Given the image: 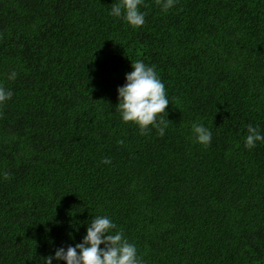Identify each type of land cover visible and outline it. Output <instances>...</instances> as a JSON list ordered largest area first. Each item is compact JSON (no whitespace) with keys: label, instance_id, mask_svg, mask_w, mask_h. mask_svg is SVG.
I'll return each mask as SVG.
<instances>
[{"label":"trees","instance_id":"16d2710c","mask_svg":"<svg viewBox=\"0 0 264 264\" xmlns=\"http://www.w3.org/2000/svg\"><path fill=\"white\" fill-rule=\"evenodd\" d=\"M116 2L0 0V264H45L96 215L147 264H264V143L244 146L264 131V0H144L138 28ZM137 60L165 84L163 136L116 109Z\"/></svg>","mask_w":264,"mask_h":264},{"label":"clouds","instance_id":"9594fccd","mask_svg":"<svg viewBox=\"0 0 264 264\" xmlns=\"http://www.w3.org/2000/svg\"><path fill=\"white\" fill-rule=\"evenodd\" d=\"M144 0H118L113 3L109 14L123 18L133 28L144 25L146 13L141 10ZM163 10L175 7L177 0H158ZM132 70L125 74V83L118 86V104L116 106L123 122H132L141 130V134L157 130L160 136L165 135L169 120L164 118L170 103L164 82L154 66L143 60L131 62ZM17 73L12 71L9 80H15ZM13 97L12 90L0 84V106ZM192 136L196 143L208 146L212 142V130L202 122L194 121L191 126ZM264 143V131L259 126L249 124L244 146L252 149L257 143ZM110 164L105 157L102 160ZM86 234L79 243L67 247L58 246L54 253L44 257L45 264H147L138 252L137 245L131 242L122 228L108 215L92 216L90 221L83 222ZM103 245V247H101Z\"/></svg>","mask_w":264,"mask_h":264}]
</instances>
